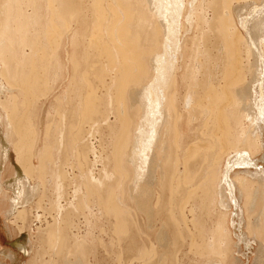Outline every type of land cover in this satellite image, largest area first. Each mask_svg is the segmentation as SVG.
Instances as JSON below:
<instances>
[{
	"label": "bare ground",
	"instance_id": "bare-ground-1",
	"mask_svg": "<svg viewBox=\"0 0 264 264\" xmlns=\"http://www.w3.org/2000/svg\"><path fill=\"white\" fill-rule=\"evenodd\" d=\"M242 3L251 4L247 13L239 15L241 20L238 19V23L243 31L235 20ZM28 6L34 9L31 14L25 10ZM144 6L150 14L143 11ZM227 12L228 16L225 15ZM150 16L160 20L151 31L147 27ZM45 21L44 26L39 25ZM43 28L53 48L51 44V47L43 45L39 38L38 32ZM53 37H57L56 42L51 40ZM217 41L222 44L216 46ZM221 45L222 50L216 52ZM220 54L225 55L228 61L223 69L222 82L212 80L215 71L205 70V63L219 60ZM96 60L100 62L99 71H95ZM106 76L110 82L106 81ZM93 78L105 79L98 81L103 83L106 93V86L108 92L115 91L116 97L112 99L110 96V99L107 93V101L102 96L104 103L99 101L96 95L99 87L94 86ZM61 82L65 84L63 90ZM104 82L107 84L105 87ZM49 90L57 94L54 96L55 106H58L55 115L58 113L61 120L55 122V135L50 130L55 123L52 127L47 124L42 128L45 131L43 135L49 136L50 132L56 142L54 144L51 136L54 140L51 150L49 144L52 140L49 144L45 141L43 147L47 145V152L42 149L40 154H36L39 164H35V156L29 159L30 152L34 151L31 150L34 141L28 137L31 127L26 117L28 110L22 115L20 107L24 113L32 97L31 104L36 103L34 97L37 98L40 91L43 94L44 91L50 93ZM98 111L103 113L101 122H97L100 121L99 116L98 119L95 117ZM79 121L80 126L89 122L90 131L85 128L88 134L83 127L76 133L71 132ZM106 124L108 129L117 131L113 160L119 163L123 160L125 167L132 168V173H129V189L132 191L125 193L122 180H126L127 175L123 172L119 179L121 174L116 168L114 176L117 179L114 182L106 160L102 162L101 176L97 172L95 174L94 169L83 171V165L79 164L83 183L79 181L75 199L68 200L70 203L67 201L70 206L67 204L65 207L63 202L60 204L59 199H53L51 205L56 216L52 223L46 224L48 233L44 239L53 250L61 253L68 246L69 233L75 232L73 229L79 224L76 218L81 214L89 225V214L91 217L95 215L98 221L97 218H104V211L108 213L106 216L113 213L118 221L116 225H120V234L127 233L129 224L123 216L129 210L121 205L122 197L135 196L141 189L146 193L154 183L152 181L159 178L161 185L168 186L171 196L181 193L189 198L182 200L186 201L183 206L193 199L195 201L190 207L193 216L188 219L182 215L185 221H180V216L175 219L177 214L169 209L168 220L175 226L173 235L177 247H182L181 224L188 230L200 226L199 243L194 242L196 251L198 249V253L213 259L219 256L220 259L213 264H220L231 250L232 226L234 236L245 245L247 256H250L257 237L263 232L261 223L255 221L260 217H254V220L251 214L259 206L258 203L254 210V199H261L264 203V0H239V4L236 0H0V202L3 196H12L11 208L6 214L11 219L19 213L20 216L25 214H21L24 209L20 210V206L25 207L24 204L32 197L28 196L29 191H33L32 195L37 189H40L37 193L42 191L39 186L45 185L44 180L54 184L52 191L59 192L64 186L60 177L64 178L66 173L63 171L67 172L62 168L70 156L66 155L64 146L73 151L82 146L97 155L98 146L87 139H91L89 135L94 136L95 128H100L98 125ZM66 135H69L68 140L72 135L73 140L65 141ZM193 135L196 137L184 144V140ZM87 151L84 154L88 155ZM45 155H52V159L44 161ZM85 162L87 166V159ZM8 169L12 170V173L8 171L12 176L3 179ZM45 169H50L47 174ZM158 169H162L161 174L157 173ZM31 170H39L37 178L40 181L32 187ZM118 179L121 184L117 185ZM25 184L29 193L23 196ZM84 184L85 191L89 190L92 195L101 191L106 194L100 203L104 205H98L96 214L92 213L94 199L90 202L88 196L92 195L87 192L86 196L82 188ZM43 198L40 197V202ZM225 201L226 210L220 212L214 229L207 237L201 215L212 208L217 210L218 204L225 206ZM140 209L144 212L145 206H140ZM245 221L247 231L244 229ZM78 232L74 239L83 246L90 230L87 229L86 235ZM194 232L189 231L191 244L197 235ZM130 234L131 251L136 253V260L131 264H168L160 257L154 243L151 247L137 248L133 232ZM54 236L58 241H54ZM30 238V235L20 239L14 237L11 242L15 250L10 248L3 252L18 255L16 250H19L29 255V242L33 241ZM69 249L74 252L73 247ZM260 250L256 264L264 261V251ZM155 255H158L156 259ZM194 256L196 258V254Z\"/></svg>",
	"mask_w": 264,
	"mask_h": 264
},
{
	"label": "rangeland",
	"instance_id": "rangeland-1",
	"mask_svg": "<svg viewBox=\"0 0 264 264\" xmlns=\"http://www.w3.org/2000/svg\"><path fill=\"white\" fill-rule=\"evenodd\" d=\"M236 3L239 4V0H236ZM242 5H243L242 9L239 10V12H237L236 15H235V20L237 21V23H238V19H239V21L241 20V17H239V15L247 13L249 8H250V6H251V4H246V3H242ZM25 10H26L27 14H31L34 11L32 6H28ZM143 11L146 14H150V10L147 8V6H144ZM210 14H212V12H209V15ZM225 15L228 16L229 12H227V14H225ZM159 21H160L159 19H157V18H155L153 16L152 17L150 16V19H149L148 25H147L148 30L151 31L152 28L155 27L159 23ZM87 23L89 25V21H87ZM45 24H46V21L44 22V24H39V25L40 26H44ZM237 26L241 29V31H243L240 23H238ZM74 28H76V27L74 26ZM43 30H44V28L42 30L40 29L41 32H38L39 33V38L42 40L43 45H49V47H51L52 44L50 43L51 44L50 45L48 43V39L46 37V33ZM238 32H239V30H238ZM56 36H57V34H56ZM56 38L53 37V39H51V40L55 41ZM160 38L162 39V36ZM51 40H50V42H51ZM66 42H68V39H66ZM219 44H222V42L221 41H217L216 42V46L219 45ZM52 48H53V45H52ZM52 48H51V50L49 49L48 51L49 52L52 51ZM54 49H56V48H54ZM220 50H222V45H221V48H219V50L216 49V52H218ZM61 53L64 56V54H63L64 50L63 49L61 50ZM99 58H98V60H100ZM102 59H103V57H102ZM98 60L95 61V64H96L95 71H99V69H100V62ZM204 62L205 61H203V63ZM227 62H228L227 61V57L225 55L223 56L222 54H220L219 60H216V61L214 60V61H210V62H206L205 63V65H206V67H205L206 69L205 70L206 71H208V72L212 71V70L215 71L214 78L212 79L213 81H215V80L220 81V82L223 81V69L225 68ZM215 66H217V68H215ZM255 70L257 72L258 67L255 68ZM102 78H104V77H102ZM102 78H100V79L93 78L94 79L93 83H94V86L96 85L95 87H99L98 90L96 88V90L99 91V92L96 91V93H97L96 95L99 97L98 100L99 101H103V100H101V96H102V98L106 102L107 99L110 98V96L112 97V99H114V97H116V96H115V91L112 90V91L108 92V89H107L108 86H106L107 84H105V82H104V84H105L104 87L106 86L105 89L107 90V93H108V95H107V93L105 92L104 88L102 87L103 83L100 84L101 82L98 81V80H101V81L105 80V79L102 80ZM105 78H106L107 82H110L109 76H106ZM210 82H211V75H209V83ZM60 85H61V89L63 90V88L65 86L64 82H61ZM48 87H49V85H48ZM58 89L56 91H58ZM104 92H105V94H104ZM41 93L42 92L40 91V93L37 95L38 97L36 96L38 99L34 97V100H36V101H34V100L33 101L36 102L37 104L36 103H32L31 104L32 99H33V97H32V99L30 98L31 100H29L30 103L28 102L32 106L29 105V107H28V105H26V107H25V105H24L25 108H28V109H24V113L22 111V107H20V113H22V115L23 114L25 115V110L26 111L28 110V112L26 114V117L28 118V121H29L30 126H31L29 134H28V137L30 139H32V141H34L33 144L35 146V147L34 146L32 147L33 149H31V150H34V151L30 152L29 157L30 156L31 157L35 156L33 158V161H34L35 164H39V162H38L39 160H38V158H36L37 157L36 154H40L42 149L46 148L47 145L43 147V144L45 143V141H47V143L49 144L50 140H52V138H54V136H52V134L53 133H57V132H55L56 131V125H57L55 122L58 123L61 120L60 117H58L59 116L58 113L55 115V112L58 111L57 110V107H58L57 104L55 106V98H54V96L55 95L57 96V94H55V91L53 93H52V90L50 91V93L48 91L47 92L44 91V93H46V94H44V93L41 94ZM101 93H103L105 96L107 95L108 98H107V96L104 97L103 94H101ZM39 95H40V97L42 95H46V96H44V98L43 97L39 98ZM48 96H51V97H48ZM45 97H47V98H45ZM99 101L97 102L98 105L100 103ZM103 103H104V101H103ZM103 103H102V105H103ZM24 104H27V102L24 103ZM34 104H36L35 107H33ZM54 106H55V108H54ZM99 107H100V105H99ZM102 107H100V108L102 109ZM101 109H100V111H101ZM100 111H98L96 113V115H95V117H97V116L100 117V119H99L100 121H97V122H101V116H103V115H101L103 113H101ZM49 113H50V115H49ZM54 115H55L56 118L54 117ZM99 117H97V119ZM53 119L56 120V121H53ZM57 119H58V121H57ZM97 119L95 118V120H97ZM78 120H76V121H78ZM111 121H113V120H111ZM51 122H53V123L51 124ZM84 123H82V126H80L81 122L80 121L77 122L76 125L74 126L75 130L73 129V131H71V132L75 131V133H76L77 130L79 128H82V127H83L84 130H86L85 128L87 127L88 131H90L89 128L91 127V125H89V122L87 121L88 125H86L87 123H85V124ZM47 124H50L51 127H52L53 124L55 125V126H53L54 129L53 128L50 129L52 134L49 132L48 133L49 136L43 135L45 133V131H42V128L44 126L46 128ZM76 126H78V127L76 128ZM97 127L98 128L100 127V128L97 129V130L95 128L94 136L89 135V137L91 139H89V138L87 139L89 141L93 140L94 144L96 146H98L97 147V151L98 152L96 153L97 155L92 153V151L89 152L87 150H84V148L82 146H81V148H79L80 146L76 147V149L74 150L75 152H74L72 150V148L69 147V149H68L67 146L65 145L64 148H66L65 149L66 150L65 151L66 155H70V156H69V159L67 158L69 161L65 160L66 162L68 161L69 163L67 162L68 164L67 163L64 164V167L62 168V169L67 170V172L63 171V173H66L67 177L63 173L62 174L65 177L62 178V175L60 177L61 181H62V185H64V186L61 187V190L59 192L55 193L54 192L55 190L52 191V189H54V188H51L54 184L52 185L51 183H47L44 180V184L45 185H43V183H42V187L39 186V188H41L42 191L41 192L39 191L37 193V191L40 190V189H37L36 192H34V194H33L34 196H35V193H36V196L37 195L38 196L42 195L44 197V198L41 197V198H43L42 202H40V200L39 201H37V200H33L32 201V200H30V199H32V197H31L29 199L30 201L28 200V202L24 204L25 207L20 206V210L24 209L23 212L21 211V214L22 213H25V214H22L20 216V213H19V214H17L16 217L14 216V218L12 219L13 220V225L16 228H17V226L20 227V224H23V226H21V227H23L21 229L22 233L20 232L16 236V239H20L23 236H29L30 235V237H31L30 239L33 240L32 242L31 241L29 242V247H30L29 251L31 253H29V255H28L27 252H21L19 250H16L18 255L14 254L15 256L11 255L10 258L8 257V262L9 263H11V264H22L24 257H28L34 252L32 260L34 261V264H37L36 260H34L35 257H36V252H38V250H39L37 248L42 243L45 244V245H48V242H45V239H44L46 237L47 233H48L47 232L48 229L45 230V228L47 226L46 224L49 221H50V223H52L54 221L53 217L56 216V211L51 209V205L53 203V199L54 200L55 199L61 200L60 204H62V202H63L62 205L65 204V207H66L67 204H68V206H70L69 203L73 199H75V195L76 194H74V193H75V190H76L77 186L79 185V181H80V184L83 183L82 179L80 178L81 172H83V171L89 172L90 169H92V170L94 169L93 171L95 172V174L97 172L101 176V170H102L101 168H103V163L106 160L105 162H106V165H107V170L110 173H113V176L116 174V171H118V170H119L118 172L121 174V175L118 176V173H117V176H118L119 179L121 178L120 176L123 177V172L126 173V175H127L126 178L127 179L125 180V178H124L122 180L124 182L122 183L123 187L122 186L121 187L123 189H126L125 193H128V194L131 193L132 190L129 189V187L131 185V182L129 180L130 179L129 173H132L131 172L132 171L131 166L129 167L130 169H128V167H125L127 165L125 164V162L123 160H121V163L115 162V160H113L114 158L112 156V152H113L114 144H115V140H116V134L115 133L117 131L108 129L107 124L106 125H102V127H101V125L100 126L98 125ZM100 130H102V131H100ZM88 131L86 130L87 134H88ZM80 132H83V131H80ZM53 135H55V134H53ZM51 136H52V138H51ZM68 136L69 135H66V137H65L66 140L65 141H69V140L72 141L73 140L72 135L69 137V140H68ZM195 137L196 136L193 135V136L187 138L186 140H184V144L190 142ZM54 140H55V138H54ZM54 140H52L50 142V144H49L50 148H51V145H53V141ZM55 142H56V140L54 141V144H55ZM130 146H132V144H130ZM82 148H83V150H82ZM51 150H53V149L51 148ZM71 150H72V153H71ZM84 151L85 152L86 151L89 152L88 155H87V153L84 154ZM43 152L46 153L47 150L45 149ZM68 152H69V154H67ZM79 153H81V154H79ZM74 154L76 156H74ZM78 155L80 156V158L78 157ZM82 155L84 156L83 158H82ZM99 155H100V157H99ZM102 156H104L106 159L104 157H102ZM31 157L29 159H31ZM46 158H47V161H49V160L52 159V155H50V156L49 155H45V157L43 158L44 161H46ZM84 158L87 159V163H88L87 166H86V162H85ZM89 158H90V160H89ZM94 158H96L98 161L95 162L96 159H94ZM102 158H103V160H102ZM79 164L83 165L82 166L83 167V171H81L82 168L81 169L79 168L81 166ZM71 166H73V168ZM126 168H127V170H126ZM114 169L116 171H114ZM120 169H122V170H120ZM45 170H47V169H45ZM49 170L50 169L45 171V174H47ZM158 170H157V173L161 174L162 169L159 170V171ZM8 171H10L12 173V170H9V169L6 170L4 172V174H3L4 175L3 179H7L8 177L12 176V174H10V172L8 173ZM31 171L35 175L34 176L32 174V176H31L30 185L32 187L33 184H35V186H36L37 185L36 184L37 181H39V179L37 178L39 176V173H38L39 170H31ZM126 171H128V172H126ZM76 175H78V176H76ZM115 176H114V179H113L114 182H116L115 180L117 179V178L115 179ZM119 179H118V182L119 181L120 182L117 183V185L121 184V180H119ZM64 181H66V183H63ZM159 181H160L159 178H155L152 181L154 183H152L151 186H149V188H148L146 193L144 192V189L143 190L141 189V191H137L135 193V196H131V195L128 196L127 195V196H123L122 197V202L123 203L121 205L123 206V208L129 210V211L127 210L128 212L125 213V215L123 216L127 220L128 224H129V228L127 229L128 230L127 233H126V231H124V233L128 237L127 236H125V237L123 236L122 237V235H125V234H122V235L120 234L121 231L118 230L120 225L117 226L118 225V221L116 220V218H115L113 213H109V215L106 216L108 213L106 214L105 211H104V215H105L104 218L102 220L97 218L98 221H96V219H95L96 216L95 215H94L95 217L94 216L91 217L92 214L90 215L88 213L89 214V218H90L89 219V221H90L89 225H88V222H86V220H85L86 218H85L84 214H81V215H78L80 217L77 216V218H76V222L79 220L78 222L80 224V225L78 224L77 227L78 226H80V227H78V228L75 227V229H73V230H75V232L72 233V231H71L69 233L68 246L65 247L64 250L60 253V252H58L56 250H53L48 245L47 249L44 252V254H45V263L44 264H65L67 262H70V264H131L132 261L136 260V258H135L136 257L135 256L136 253L131 251L132 239H129V237L131 235L130 233H132V232H133V234L135 236V246L137 248H143L144 246L145 247H151V243H154L156 245L155 246L156 247L155 248L156 251L159 252L160 257L162 256L166 260V262L168 264H190L189 262L191 261L192 258L195 261L192 259L191 264L192 263L193 264H199V262H200V264H207V263L208 264H213V262L219 260L220 259L219 256L218 257H214V259H215L214 260L213 257L205 256L204 253H203L204 255H202V253H198L199 252L198 249L196 251V249H195L196 246H195L194 242L196 243V241H197V243H199L198 240H199L200 237L198 236V233H199L198 229H199L200 226H197V228H196V226H194V227H192V229L188 230L185 227L184 224H181L180 227L182 229V231H181L182 232V236H181L182 247H177L176 246V244L174 242V235H173L175 226L171 225V223L168 220L169 209L175 212L174 215L177 214L176 215L177 217L175 216V219L180 216V218H178V219L179 220L181 219L182 221H185L186 218H184V220H183L182 215L187 216L188 219H190L193 216L191 214V212H190V210H191L190 207L194 206L195 201L193 199V201H191V202L189 201V204L187 203V204H185V206H183V204L186 203V201L183 202L186 196L183 197L184 194H181V193H176L174 196H171V194L169 193V190H168V186L166 184L165 185H161L159 183ZM39 183H40V181H39ZM86 186H87V189H88V185H86ZM26 188H28V186L25 184V189ZM63 188H64V190H62ZM82 188L84 189V191L86 190L85 184L83 185ZM178 188L184 189L182 186H179V185H178ZM43 189H44V191H43ZM27 190L29 191V189H26L25 190L26 192L24 193L23 196H25V194L27 195V193H29V192H30V195H28V196H33L32 195L33 191L32 192L31 191L28 192ZM102 190L105 191V187H103ZM85 192H86V194L88 192L89 195H92L91 193H89V190L85 191ZM88 194L86 196H88ZM94 195L96 197H94ZM103 195L106 196L105 192L101 191V192H97V193L93 194L92 195L93 198L91 196L90 197L88 196V198H90V202L94 199V201L92 203L93 204V209H92L93 210V212H92L93 214H96L98 212V210H97V209H99L98 205H100V207H101V205L102 206L104 205V204H100L102 202V200H103V197H104ZM58 196H62V197L58 198ZM61 198H63V199H61ZM64 198L66 199V201H65ZM191 198H192V196H191ZM187 199L189 200V198H187ZM95 200H96V202H95ZM104 200H105V197H104ZM170 200H172L171 201L172 204L169 203ZM258 203H259V206H258ZM260 203H262V204H260ZM142 205L145 206V211L144 212H142L141 209H140V206H142ZM224 205L225 206L222 205L223 206V208H222L221 204H218L217 205V207H218L217 210H214L212 208L207 214L204 213V214L201 215V220L203 222V225L205 226L204 227V232H205L207 237H208L209 233L211 232V230L214 229V225L216 224V222L218 221V218L220 217V212H223V211L225 212V210H226L225 209L226 208V201H225ZM253 205L255 206L254 210H255V208L257 206L258 207L256 208L255 211H253V214H251V215H254V216H252L253 219H254V217H255V219L257 217H260V220L262 219V221L258 220V218H257V220H255V219L254 220L257 223L258 222L261 223L260 224V229H261V231L263 230V232H261V234H259V236L257 237L258 240L256 239L257 240V244H255V248L252 249L251 253L249 254L250 256H247L248 255V251H247L245 245L243 243H240L238 241V239L234 236V232H233L234 229L231 226V231H232L231 236L233 238L232 239L233 240L232 241L233 245L231 244V250L234 251V252H232L230 250V252L227 255L226 259L224 258V259H222V261L220 260V264H226V262L228 264H234V263L235 264L236 263L237 264H256V260L261 255V250L260 249H262L264 251V248H263L264 247V245H263L264 244V241H263V239H264V220H263L264 219V210H262L264 208L263 207L264 203L261 201V199H257V200L254 199ZM166 206H168V209L165 210ZM218 210H219V212H218ZM220 210H222V211H220ZM216 211H217V213H216ZM129 212H130V214H129ZM246 214L244 215L245 218H247ZM261 215H262V217H261ZM37 216H38V218H37ZM39 216H40V218H39ZM83 218H85V219H83ZM179 220H177V221L179 222ZM28 223H30V225H33V227L35 228L34 229L35 231L38 230L37 234H36L35 231L29 232V231H27L25 229V226ZM245 224H246V226L244 227V229L246 230L247 229L246 221H245ZM86 226H88V227H86ZM116 226L118 227L117 229H116ZM130 227H131V229H130ZM88 228L90 230V236L87 238V241L85 243H83V244L81 243L83 246H80L75 241L74 235L78 231H80V232H78V234L80 233L81 235H86ZM138 228L140 230H137ZM116 230H118L119 233H117ZM185 230H187V231H185ZM189 231L192 232V233H193V231H195L194 232L195 235L197 234L195 237H193L195 241H192V244H191V237H190L191 234L189 233ZM27 232H29V233L27 234ZM184 234H185V236H184ZM260 236H262V237H260ZM55 237L56 236H54V239H55L54 241L56 242V241H58V238L56 237L57 238V240H56ZM188 237H190V238H188ZM60 238L61 237H59V239ZM65 239L68 240L67 237ZM234 242H236V244ZM9 245L11 246L10 248L15 250V248L12 246L13 245L12 242H10ZM69 247H73L74 248V252H71ZM190 247H191V250L194 251L193 253L190 250ZM78 250H80V252ZM187 251H188V253H187ZM185 253H187V254H185ZM195 254H196V258L194 256ZM199 254H201V256H203V257L201 258ZM157 256L158 255H155L154 259H156ZM232 256H233V258H231ZM42 257H44V256H42ZM228 257H229L230 261H229ZM208 258L210 259V261H209ZM199 259H200V261H199ZM237 260H239L240 262L237 261ZM18 261H19V263H18ZM223 261H225V263ZM241 261H242V263H241ZM3 263H4V260H2L0 258V264H3ZM261 264H264V261Z\"/></svg>",
	"mask_w": 264,
	"mask_h": 264
},
{
	"label": "crops",
	"instance_id": "crops-1",
	"mask_svg": "<svg viewBox=\"0 0 264 264\" xmlns=\"http://www.w3.org/2000/svg\"><path fill=\"white\" fill-rule=\"evenodd\" d=\"M40 197H42V196H32V201L33 200H37V201H39L40 200ZM6 198V199H5ZM12 196L10 197V196H3L2 197V199H1V202H0V205L2 206H0V258L2 259V260H4V263L3 264H11V263H9L8 262V257H7V255L9 254H6V252H3V250H5L6 249V251L11 247L9 244H10V242H11V240L12 239H14V237H16L20 232L22 233V228L23 227H21V226H23V224H20V227L19 226H17V228L16 227H14V225H13V220L11 219V217L8 215V214H6L7 212L9 213V211H7V210H10V208H11V203H12ZM7 201V202H6ZM5 203V204H4ZM3 205H4V208H3ZM8 208V209H7ZM5 210V211H4ZM3 212V213H2ZM8 217H10V218H8ZM6 218H7V220H6ZM10 219V220H9ZM36 224V223H35ZM10 226V227H9ZM13 228V229H12ZM25 229L27 230V231H29V232H33V231H35L34 229V227H33V225H30V223H28L26 226H25ZM29 232H27V234L29 233ZM36 232V234H37V232H38V230L37 231H35ZM10 233V234H9ZM12 233V234H11ZM15 233V234H14ZM14 234V235H13ZM16 235V236H15ZM13 237V238H12ZM11 238V239H10ZM47 247H48V245H45V244H41L37 249H39L38 250V252H36V257H35V259L34 260H36V263L37 264H44L45 263V254H44V252H45V250L47 249ZM36 248V247H35ZM2 249V250H1ZM33 254H34V252L30 255V256H28V257H24V259H23V262H22V264H34V261L32 260V257H33ZM9 255H11V254H9ZM42 256H44V257H42Z\"/></svg>",
	"mask_w": 264,
	"mask_h": 264
}]
</instances>
